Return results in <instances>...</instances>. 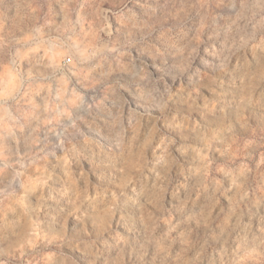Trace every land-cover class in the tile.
Instances as JSON below:
<instances>
[{
	"label": "clouds",
	"instance_id": "clouds-1",
	"mask_svg": "<svg viewBox=\"0 0 264 264\" xmlns=\"http://www.w3.org/2000/svg\"><path fill=\"white\" fill-rule=\"evenodd\" d=\"M0 264H264V0H0Z\"/></svg>",
	"mask_w": 264,
	"mask_h": 264
}]
</instances>
